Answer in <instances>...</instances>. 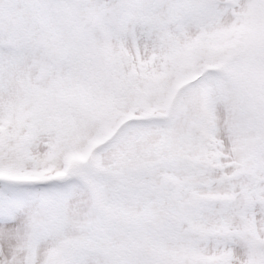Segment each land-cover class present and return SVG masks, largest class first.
Returning a JSON list of instances; mask_svg holds the SVG:
<instances>
[{
    "label": "snow or ice",
    "instance_id": "1",
    "mask_svg": "<svg viewBox=\"0 0 264 264\" xmlns=\"http://www.w3.org/2000/svg\"><path fill=\"white\" fill-rule=\"evenodd\" d=\"M0 264H264V0H0Z\"/></svg>",
    "mask_w": 264,
    "mask_h": 264
}]
</instances>
